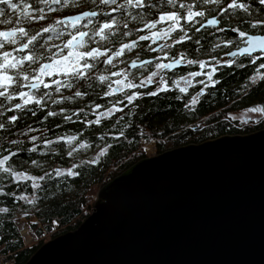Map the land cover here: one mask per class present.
I'll use <instances>...</instances> for the list:
<instances>
[{"label":"trees","instance_id":"16d2710c","mask_svg":"<svg viewBox=\"0 0 264 264\" xmlns=\"http://www.w3.org/2000/svg\"><path fill=\"white\" fill-rule=\"evenodd\" d=\"M37 1L32 0L31 3L36 6ZM74 2L67 0L65 9L72 10ZM51 7L61 9V5ZM246 14L243 9L240 11L241 23ZM129 18L119 15L118 28H122ZM51 26H54L53 30L46 33L42 43L45 50L37 52L38 59L61 50L59 39L64 32L56 25V20ZM33 27L34 34L39 32V27ZM193 36L195 40L183 41L177 45V49H185L190 44L193 46L192 55L203 54L204 35ZM125 38L122 32H117L113 35V43H121ZM243 61L241 64L245 63ZM22 70L13 69L12 73L16 77ZM250 73L248 66L234 71L230 75L238 80L227 78L211 87L197 99L195 105L191 104L192 93L198 87L190 92H181L179 87H175L159 91L156 96H139L133 104L126 101L125 107L121 103L118 111L107 116L99 115V112H104L100 110L110 107L121 97L104 98L105 85L98 79V74L96 80L83 82L64 75L59 84L71 82L72 87L61 86L57 91L58 85L55 84L44 91L41 86L36 89L31 103H23L20 109L14 107L19 103L18 98L8 100L0 97V124L4 125L0 128V158L9 156L5 167L10 166L13 172L30 166L33 173L44 177L35 184L33 179L17 181L9 174L0 172V209H8V212H0V251H13L17 264H21L44 242L24 245L18 223L20 216L35 215L43 223V228L38 229L40 235L46 231L54 237L76 228L90 213L99 190L97 188L146 157L141 148L144 137L156 139L157 150L162 152L227 133H248L264 128V117L255 125H240L230 117L231 111H228L264 102V80L250 81ZM35 74L36 71H33L32 75ZM8 89L7 94L13 93L12 89ZM77 91L85 94L76 96ZM37 99L41 101L40 104L35 103ZM97 105L100 107L97 108ZM91 109L94 111H89ZM50 112L56 115H48ZM13 115L17 117L16 121L10 119ZM97 119L101 121L99 124L94 122ZM73 136L76 139L69 143L68 138ZM98 148L106 150L98 157L87 158ZM61 166H72L71 172L74 174L60 170ZM58 171L60 175H57ZM34 184L38 187H34Z\"/></svg>","mask_w":264,"mask_h":264},{"label":"water","instance_id":"95a60500","mask_svg":"<svg viewBox=\"0 0 264 264\" xmlns=\"http://www.w3.org/2000/svg\"><path fill=\"white\" fill-rule=\"evenodd\" d=\"M21 264H264V128L138 160Z\"/></svg>","mask_w":264,"mask_h":264},{"label":"flooded vegetation","instance_id":"af4514ba","mask_svg":"<svg viewBox=\"0 0 264 264\" xmlns=\"http://www.w3.org/2000/svg\"><path fill=\"white\" fill-rule=\"evenodd\" d=\"M88 1V2H86ZM16 2V0H14ZM28 3H31L32 0H27ZM227 0H218V3L216 4H204L202 0H176V4L185 3L190 4L193 7L194 11H204L205 17H197L196 20L199 22L204 23V27L200 28L199 32L194 31V28L200 27V23H196L194 25L189 26L186 21L181 20L180 23L184 25L185 31L181 32L179 29H177L174 32H171L169 34V37L167 38H160L157 39L156 37H152L151 39L147 41H141L139 40L140 35H148L152 36V32H160L162 33L165 31L168 27V24L165 22L158 23L156 25V28L154 29H148L145 27V24L150 23L154 20H157L159 18V15L166 11H178L181 14H185V9H179L178 7H174L173 5H170L167 3V0H145L146 5L148 7L142 8V9H134V8H126L124 11V15L130 17L125 23H127L128 27L124 28L122 25V28H116L114 29L115 34L117 32L124 33H130V35H125L126 38L124 41L118 44L113 43V35L109 36L107 40H101L98 36H92L93 32L95 31L94 25L96 21L103 22V20L107 19L106 16H98L96 18H93V24H87V18L81 22L82 25H87V27H81L80 30L89 32V37L84 38V44L83 46L79 48H65L64 45L68 39H70V33L74 34V29H68L63 30V36L60 37L59 41V49H61L59 52L51 53L50 55H46L42 57V59H38L36 64H29L27 61H25V64L22 66L23 70L20 73L22 78L20 77V83L22 84H30L32 82H37V80L30 79L28 81L23 80L24 74H28L30 77L33 76V68H37L35 76L39 77L43 83L39 85V87L43 86L44 84H48L49 87L45 88L44 91H48L50 88H52L57 82H61L64 79V75L67 71H70V67L64 68L61 71H54L50 73L49 71L54 66V61H56L58 58H60L62 55H68L70 51H86L90 50L93 47L100 48L101 51L105 50H111L108 54L111 55L116 50H119L120 47L128 43L130 44L133 40L136 41V44L134 47L125 49L123 55L120 57H113L112 64L104 63L103 61L106 59V57H101L100 62L92 61L91 59L88 60L89 63L95 64V67L91 69L88 72V77L85 79H80L82 82L89 79L90 81L96 80V77L101 75L103 72L104 76L108 77V80L104 82L105 85V92L103 94L104 98L110 99L112 96H120V101H123L124 107L127 105L126 100L124 97L127 94H131L133 92H139V93H147L149 91H155L159 92L158 89L165 87V84L163 81H166V87L167 90H172L175 87L179 88H187V91L190 92L193 89H196L192 93V98L197 96V93H199V96H202L203 94H206L208 90L211 87H214L217 84L222 83L225 79L231 78V73L234 74V71H237L241 68V62L242 60H245L242 63L243 67L248 66L251 70L250 81L252 80L251 77H253L255 73L256 66L250 64L247 59H249L246 56L237 54V56L232 57L228 55L229 52H237L238 48H242L246 46L238 37V33L232 31V29L238 28L241 31H246L249 35H264V30L262 29H253L250 25L251 23L257 21V20H264V6L259 4V0H239V2L245 3L249 6V12H247V16L245 17L243 23H241L239 19V13L242 9H230L227 14H224L219 11V9L223 6H226ZM118 3H123V0H118ZM37 5L41 8H45L46 13V20L45 21H30L26 20L23 16H21V23L22 26L28 27L30 35L34 34L32 27H39L38 31L41 32V35L38 37L36 45L34 49H32V54L38 57L37 52L41 49L45 50V48L42 47V43L45 41V35L46 33L42 32V29L44 27H48L54 23L55 20L63 18L64 16L68 15H75L79 14L81 11H98V12H108L111 5L104 6L99 5L98 3H93V0H75L73 3V9L68 10L65 9L66 6L61 5V9L57 10V12L62 13L61 16L53 17L52 12L47 11V6H45L43 3H38ZM129 13H131V16H129ZM16 15H20L17 13ZM117 20L119 18V15L121 14L119 12L112 13ZM132 17H136V20H134ZM15 16L9 13L8 19L15 20ZM216 18L219 20V24L217 25H208L206 23L207 19ZM124 23V24H125ZM119 25V24H118ZM12 25H6L2 24L0 25V29H5L8 27H11ZM33 27V28H35ZM119 27V26H118ZM223 29L221 31L220 29ZM41 29V30H40ZM59 29L62 30V26L59 25ZM185 32L188 36L191 37V39H194V34H203L204 35V53L199 55H192L191 54V46L190 44H187L185 49L178 50L177 45L179 43H175L176 40L180 39V37L185 35ZM91 37V38H90ZM196 37V36H195ZM188 39L182 40L180 43H183V41H186ZM195 40V39H194ZM49 41V39H48ZM231 41L232 43H228ZM169 45V47L163 48L162 45ZM44 45V44H43ZM217 45H219L217 47ZM19 45H16L18 47ZM11 47V46H7ZM43 48V49H42ZM150 49H155V51H150ZM2 51V50H0ZM29 52V50H25L24 53H15L14 55L19 58L22 55H25ZM181 56L184 57V60L180 64H176L171 69H163L159 70L160 75L153 78V82L150 84H147L146 86L140 87V82L145 80L148 76L151 75L152 72L158 71L156 68L157 63H171L175 59H179ZM214 58V59H213ZM203 61L206 65L205 68H200L199 63H192L189 64L187 61ZM61 61V60H60ZM150 61L151 63H145ZM226 61H235L233 64L225 63ZM133 62H135L136 67H133ZM264 60L259 61L258 63H262ZM48 63L50 65L49 69L46 73H41L38 69L41 64ZM80 63H83L82 61ZM215 67L217 70L212 74V80L210 81L204 73L211 72L212 68ZM103 69H105L103 71ZM13 69L8 70V74L13 76L15 78V75L12 73ZM2 71V70H0ZM99 71V72H97ZM264 71V70H261ZM199 72L201 75L199 76H191L190 73ZM41 73V75H40ZM112 73H120V75H112ZM98 74V75H97ZM161 77H163V81H161ZM182 77L186 79H182ZM233 79L238 78L232 77ZM79 80V79H78ZM120 80L121 84L132 82L133 84L137 85L136 88H127L123 87V85H119L120 87H123V91L120 92H113L112 89H115L118 87L114 81ZM203 80L204 83H198V81ZM232 80V79H231ZM260 79H256L255 82L259 81ZM215 81V83H213ZM236 82V81H232ZM109 83L112 84L111 89L109 88ZM163 83V84H162ZM160 84H162L160 86ZM254 83H252L253 85ZM207 85V87H205ZM9 89H12L13 93L12 95L14 98H18L19 103L22 105L24 103L23 99H21L18 95L19 91H24L26 93H29L34 98V94L36 93V89H30L27 87H19L17 84H12ZM8 89V91H9ZM3 88H0V91H3ZM110 93L109 95H105V93ZM145 96V95H142ZM116 97V98H117ZM197 98V99H198ZM117 100L114 104H112L110 107L102 109L100 111H109V108L114 107L113 111H118L120 108L118 105L121 103ZM31 103V102H30ZM29 103V104H30ZM255 105V104H254ZM117 107V108H116ZM249 107V106H248ZM246 108V107H244ZM96 109V108H95ZM241 108H233L228 109V111H234ZM82 110V109H81ZM86 110V109H84ZM89 111H94V109H91ZM96 111V110H95Z\"/></svg>","mask_w":264,"mask_h":264},{"label":"snow or ice","instance_id":"6c2138e0","mask_svg":"<svg viewBox=\"0 0 264 264\" xmlns=\"http://www.w3.org/2000/svg\"><path fill=\"white\" fill-rule=\"evenodd\" d=\"M204 4H216L218 3V0H202ZM38 3H43L45 6H47L48 12H56L57 10L51 5H62L67 6V0H38ZM93 3H98L99 5L109 6L112 7L108 12H98V11H81L77 15H68L64 16L63 18L56 20V25L62 26L63 30L68 29H74L75 33H70V39H68L64 45L65 48H79L83 46L84 44V38L89 37V32L80 30L81 27H87V25H82L81 22L87 18V24H93V18H96L98 16H106L107 19L103 20V22L96 21L94 28L95 31L93 32L92 36H98L101 40H107L109 36L115 35L114 29L118 28V21L117 18L112 15V13L119 12L121 16L124 15V11L126 8H134V9H142L148 7L146 5L145 0H123V3H118V0H93ZM167 3L170 5H173L174 7H178L179 9H185V14H181L178 11H166L159 15V18L157 20H154L150 23L145 24V27L148 29H154L156 28V25L161 22H165L168 24V27L165 31L162 33L160 32H152V36L148 35H140L139 40L141 41H147L151 39L152 37H156L157 39H160L162 37L167 38L169 37V34L171 32L176 31L179 29L181 32L185 31L184 25L180 23L181 20H184L187 22L189 26L194 25L196 23H200V27L194 28V31L199 32L200 28L204 27V23L199 22L196 20L197 17H205L204 11H194L193 7L190 4L180 3L176 4V0H167ZM259 4L264 6V0H259ZM230 9H243L245 12H249V6L245 3L239 2V0H227L226 6H223L219 9L220 12L227 14ZM9 13L14 15L16 18L15 20L8 19ZM19 13L20 15H16ZM21 16H23L26 20L30 21H45L46 20V13L45 8H41L38 5L34 6L32 3H28L27 0H0V25L6 24V25H12L11 27L0 29V88H3V91H0V97H6L8 100H12L13 96L7 94V89L12 84H17L19 87H27L30 89H37L39 88V85L43 83L39 79V77L33 75L29 76L28 74H24L23 80L28 81L30 79L37 80V83H30V84H22L20 83V75L19 72L17 73L16 77L8 74V70L10 69H22V66L25 64V61H27L29 64H36L38 57L32 54V49H34L38 37L41 35V32H36L35 34H31L29 32L28 27L22 26L21 23ZM129 16H131V13H129ZM133 19L135 17H132ZM219 20L216 18L207 19L206 23L208 25H217L219 24ZM253 29H262L264 30V20H257L250 25ZM54 26H48L44 27L42 29V32L47 33L51 30H53ZM124 28H127L128 25L125 23L123 25ZM223 31V29H220ZM232 31L238 33V37L240 40L246 45L245 47L238 48V52H229L228 55L235 57L237 54L246 56L249 58L250 64L256 66L255 69V75L251 77L252 81L255 82L256 79L264 80V62L258 63L259 61L264 60V35H249L246 31H241L238 28L232 29ZM60 35L61 33H57ZM124 35H130V33H124ZM91 38V37H90ZM188 39L191 40V37L187 35L185 32V35L180 37V39L176 40L175 43H180L182 40ZM198 42V41H197ZM228 43H232L229 41ZM136 44V41L133 40L130 44L125 43L123 44L119 50H116L114 53L109 55L108 53L111 50H105L101 51L100 48L93 47L90 50H86L83 52L77 51V52H70L67 56L62 57V60L68 61L70 64V71H67L65 75H68L71 77V80L76 79H85L88 77V72L95 67V64L89 63L88 60L91 59L95 62H100L101 57H106V59L103 61L107 64H112L113 57H120L123 55L125 49H129L134 47ZM16 45H19L16 47ZM7 46H11L10 48ZM219 45H217L218 47ZM162 49L169 47V45L165 44L161 46ZM25 50H29V52L25 55L20 56L17 58L15 53H24ZM62 51V50H61ZM150 51H155V49H150ZM214 59V58H213ZM184 60V57L181 56L179 59L173 60L171 63H157L156 68L158 71L152 72L150 76H148L145 80L140 82V87L146 86L147 84H150L153 82V78L160 75L159 70L163 69H171L176 64H180ZM83 63H80V62ZM54 63L59 64L60 61H54ZM145 63H151L150 61ZM187 63H199L200 68H205L206 65L203 61H192L189 60ZM225 63L233 64L235 61H226ZM133 67H136L135 62H133ZM243 67V64L240 65ZM50 65L48 63L41 64L39 66V71L41 73H46L49 69ZM37 69H33L35 72ZM217 69L215 67L212 68L211 72L204 73L208 77V79L212 80V74ZM112 75H120V73H112ZM191 76H199L201 73L194 72L190 73ZM98 79L101 82H106L108 80V77L104 75H100ZM182 79H186L182 77ZM161 81H163V77H161ZM165 84V87L159 88L158 91H167L166 87V81H163ZM118 85L115 89H112L113 92H120L123 91V87H127L129 89L136 88L137 85L127 82L123 85V87H120L121 84L120 80L114 81ZM198 83L203 84L204 81H198ZM215 83V81H213ZM57 91L60 90L61 86L64 87H72V83L69 82L65 85H60L57 82ZM109 88L111 89L112 84L109 83ZM44 87H49L48 84H44ZM207 87V85H205ZM181 92H186L187 88H180ZM85 93H81L79 91L75 92L76 96L84 95ZM110 93L106 92L105 95H109ZM19 97L23 99L24 105L29 104L34 98L29 93H26L24 91H19L18 93ZM45 96L47 93L44 94ZM142 95H148V96H156L157 92L155 91H149L147 93H139V92H133L131 94H127L124 99L127 101L128 104H133L134 101L138 99L139 96ZM199 96V93H197L196 97H193L191 100V104L195 105L197 103V98ZM40 100H35V103L40 104ZM120 103H123V101H119ZM138 106V105H136ZM16 109H20L22 105L20 103H16L14 105ZM97 108L100 106L97 105ZM187 107V105H186ZM83 111V110H81ZM112 109H109L108 112L101 113V115L107 116L111 113ZM249 112L252 113H261L264 114V107H252L248 109ZM48 115H56L54 112L48 113ZM12 121H16L17 117L15 115L11 116L10 118ZM66 119H71V117H66ZM96 124H99L101 121L100 119H97L94 121ZM247 122V121H245ZM89 123H92L89 121ZM4 125L0 124V128H3ZM123 133H121L122 135ZM35 139V137H33ZM63 139V138H61ZM76 137H69L68 142L71 143L73 140H75ZM103 154V153H101ZM69 155H71V152H69ZM9 160V156H4L3 158H0V172L9 174L10 176L14 177L17 181L23 180V179H37L35 177H29L24 175L20 172H13L11 167H5V164ZM35 163V162H33ZM61 173L58 171L57 175H60ZM69 174H74L69 170ZM38 179H44V177H39ZM34 187H38V185H33ZM0 212H8L7 208L0 209Z\"/></svg>","mask_w":264,"mask_h":264},{"label":"rangeland","instance_id":"374dc122","mask_svg":"<svg viewBox=\"0 0 264 264\" xmlns=\"http://www.w3.org/2000/svg\"><path fill=\"white\" fill-rule=\"evenodd\" d=\"M52 14H53V17L52 18H55V17H58L59 18L62 13L56 11V12H52ZM72 52L74 53V52H77V51H72ZM64 56H66V55H62L60 58H58L56 60V61H60V60L61 61H60L59 64H57V63L54 64V66L52 67V69L49 71L50 73H52L54 71H61L64 68L70 67V64H69L68 61L62 60V57H64ZM40 75H41V73H40ZM124 84H126V83H123V84H120V85H124ZM162 84H160V86ZM252 107H264V102H256L255 105H253V106H249V107H246V108H241V109H237V110L231 111L230 112V117L233 120H237L235 122L236 123H239L240 125H246V124L255 125L258 122H260V120L264 117V114L249 112L248 109H250ZM109 109H112L111 112H113L114 107H111ZM105 112H108V111H104L103 113H105ZM101 113L102 112H99V115H101ZM245 121H247V122H245ZM141 148H142V151H144V153L146 154V156L154 155V154L158 153V150H157V140L154 139V138H146V137H144V138H142ZM105 150H106V148H98V149L94 150V152L92 153V156H89L87 158L92 159V158L98 157ZM72 169H73L72 166H69V167H62L61 166L60 167V170H68V171L71 170L72 171ZM15 172H20V173H23L26 176H30V177L37 178V179L34 180V183L35 184H37V182H39L40 179H38V178L41 177L39 174L37 175V173L36 174L33 173L31 171V167L30 166H28L25 170H20V171H15ZM97 189H99V188H97ZM95 199H96V195H95L94 201H95ZM89 211L91 212L92 209H90ZM25 221H29L31 223V227L33 229H35L36 232L38 231L39 228H42L43 227V223L42 222L40 223L39 220H38V218L35 215H31L29 217L20 216L18 218V223H19L20 226ZM34 223H36V224H34ZM51 238H52V235L47 234V235H45V236L42 237V240L47 241V240H49Z\"/></svg>","mask_w":264,"mask_h":264},{"label":"built area","instance_id":"2783aa9c","mask_svg":"<svg viewBox=\"0 0 264 264\" xmlns=\"http://www.w3.org/2000/svg\"><path fill=\"white\" fill-rule=\"evenodd\" d=\"M20 232L25 246L34 245L37 242L41 241L43 236L47 234L51 235L46 231H44V233L40 235L38 231L36 232V230L31 227V223L29 221H25L20 226ZM0 264H17V258L15 253L13 251H6V252L0 251Z\"/></svg>","mask_w":264,"mask_h":264}]
</instances>
